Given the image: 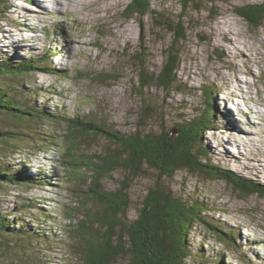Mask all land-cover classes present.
<instances>
[{"label": "rangeland", "instance_id": "obj_1", "mask_svg": "<svg viewBox=\"0 0 264 264\" xmlns=\"http://www.w3.org/2000/svg\"><path fill=\"white\" fill-rule=\"evenodd\" d=\"M131 1H0V62L47 57L54 69L65 73L33 72L30 78L35 85L31 86L27 78L17 79L25 80L24 87L33 92L40 89L37 103L123 134L136 132L144 110L151 106L153 117L139 131L161 132L164 127L175 137L179 123L201 117L206 108L204 91L215 88L212 98L221 114L215 130L204 137L213 164L264 184V24L251 29L236 13L238 6L263 4L264 0H216L213 13L207 11L204 0L201 10L186 12L181 0H151L153 9L161 14L157 21L151 16L127 19L123 11ZM182 14L186 15L182 19L186 37L178 42L169 25L177 24ZM173 42L180 49L178 86L164 90L151 85L142 97L134 82L139 81L142 67L138 58L145 59L148 72L159 71ZM0 123L22 128V138L29 140L20 144V151H12L0 141V170L11 175L21 171L28 179L47 182L31 185L12 178L11 185L0 186V211L9 220L17 219V229L25 226L45 231L34 241L35 255L42 254L43 264H83L74 248L79 242L74 231L86 219L87 207L81 201L87 199L84 192L88 189L67 179L61 162L63 146L58 141L66 128L4 114H0ZM38 133L53 135V142L59 145L47 153L45 136ZM79 139L84 153L92 156H103L113 147L104 137L81 135ZM122 182L130 186L129 217L136 219L151 180L117 169L105 180L104 188L115 191ZM172 184L179 194L204 203V216L212 226L234 230L236 239L240 238L238 247L225 248L206 225L198 223L189 236L193 254L205 255L211 264L222 257L226 264H240L236 260L243 259L242 264H264V196L244 197L233 185L203 173L180 171ZM50 235L53 238L47 240ZM49 242L53 244L49 246ZM115 264H132L131 257H121ZM187 264H195L194 259L190 257Z\"/></svg>", "mask_w": 264, "mask_h": 264}, {"label": "trees", "instance_id": "obj_2", "mask_svg": "<svg viewBox=\"0 0 264 264\" xmlns=\"http://www.w3.org/2000/svg\"><path fill=\"white\" fill-rule=\"evenodd\" d=\"M0 1L8 3L10 0ZM215 2L216 0H204L208 12L213 13ZM181 3L184 12L191 9L199 11L202 9L203 1L181 0ZM236 13L251 29L258 30L264 24V3L238 6ZM123 15L127 19L151 16L156 21L161 17V14L153 9L151 0H132L124 8ZM181 17L177 24L169 25L175 31V40L178 42L186 37L182 21L186 15L182 14ZM179 51L178 45L173 42L165 52L166 62L154 73L144 69L146 66L144 58H138L142 67L139 70V81L134 82L138 85L142 97H145L144 92L151 85L164 90L178 86ZM46 58L38 59L32 56L17 63L0 62V114L37 124L42 122L61 124L66 128L62 139L59 138L58 141L63 146L61 162L66 170L67 179L74 186L83 185L88 189L84 192L87 199L81 201L82 206L87 207L86 219L81 221L80 228L74 231L79 240L74 248L82 257L83 264H115L121 257H131L132 264H187L190 257L194 259L195 264H211L205 255L193 254L189 246L190 233L198 223L206 225L225 248L238 247L240 238L236 239L237 233L234 230L228 231L223 226H212L204 216L207 212L204 203L199 199L193 200L179 194L172 184V180L180 171H186L191 175L203 173L233 185L244 197L264 196L263 183H254L247 177H241L213 164L211 151L205 146L204 137L215 130L214 124L218 114H221L212 98L213 94L217 93L215 88H206L204 91L206 108L201 117L179 123L176 127L178 134L175 137L164 127L161 132L144 130L147 127L144 121L151 115L153 117L151 106L146 107L140 118L139 124L144 127V132L139 131L141 128L139 126L134 133H116L107 130L101 124L81 120L80 117L37 103L36 98L40 89L36 88V92H33L31 87L29 89L24 87L25 80L21 82L18 80L21 77L27 78V84L31 86L35 85L30 78L33 72L58 76L65 73L54 69ZM12 78L22 83L18 84L22 88L18 87ZM111 79L117 81V78ZM7 124H1L0 141L7 143L12 151H20V144L29 140L22 138L24 137L21 136L22 128L19 130L18 126ZM37 135L45 136L43 145L48 148L47 153L54 150L53 146L59 145L57 141L53 142L55 139L53 135L48 133ZM81 135L104 137L113 144V147L103 156H92L84 153L85 146L79 139ZM117 169H123L133 177L144 176L151 180L136 219L129 217L132 200L129 194L130 186L127 183L122 182L121 187L115 191L104 188L105 180ZM84 171H89V175ZM11 174L0 170V186L11 185L12 178L15 182L31 185L47 183L42 179H28L21 171ZM26 206L27 209L38 210L42 216L48 215L43 209ZM32 218L39 220L34 215ZM16 221L17 219L9 220L7 215L0 211V264H43L42 254L35 255L34 241L43 237L45 231L26 229L25 226L17 229L15 226L19 223ZM50 237L53 238L50 235L47 240ZM48 244L50 246L53 243ZM216 261L215 264H226L223 257Z\"/></svg>", "mask_w": 264, "mask_h": 264}, {"label": "bare ground", "instance_id": "obj_3", "mask_svg": "<svg viewBox=\"0 0 264 264\" xmlns=\"http://www.w3.org/2000/svg\"><path fill=\"white\" fill-rule=\"evenodd\" d=\"M23 9V8H22ZM47 9V8H46ZM13 39V38H12ZM16 42L19 44V46H21L20 45V43L16 40ZM18 48V47H17ZM23 48V47H22ZM20 50V49H19ZM21 51V50H20ZM17 55V54H16ZM27 55V54H26ZM234 105V104H233ZM234 107V106H233ZM243 116V115H242ZM232 126H233V124H232ZM250 126V125H249ZM234 127V126H233ZM254 127V126H253ZM252 133V132H251ZM254 134V133H253ZM252 136V135H251ZM253 137V136H252ZM256 137V136H255ZM246 142V141H245ZM235 146H236V148H237V144H234ZM231 158H233V156L231 155L230 156Z\"/></svg>", "mask_w": 264, "mask_h": 264}]
</instances>
